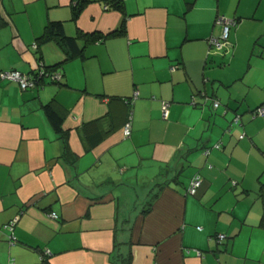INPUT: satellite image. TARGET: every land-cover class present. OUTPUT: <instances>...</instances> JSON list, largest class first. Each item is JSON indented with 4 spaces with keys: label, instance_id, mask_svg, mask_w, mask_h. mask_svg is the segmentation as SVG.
<instances>
[{
    "label": "crops",
    "instance_id": "crops-1",
    "mask_svg": "<svg viewBox=\"0 0 264 264\" xmlns=\"http://www.w3.org/2000/svg\"><path fill=\"white\" fill-rule=\"evenodd\" d=\"M80 1L0 0V71L61 76L0 80V264H264V0ZM48 21L124 33L67 59Z\"/></svg>",
    "mask_w": 264,
    "mask_h": 264
},
{
    "label": "trees",
    "instance_id": "trees-1",
    "mask_svg": "<svg viewBox=\"0 0 264 264\" xmlns=\"http://www.w3.org/2000/svg\"><path fill=\"white\" fill-rule=\"evenodd\" d=\"M88 2V0H81L80 2L73 4L72 10V19L76 20L81 13L84 5ZM106 4L105 9H114L117 11H122L123 0H105ZM124 23V22H123ZM124 33L123 25L121 28L115 29L108 33L102 32H82L80 31L77 36H69L64 32V25L62 21H48L43 34L37 39V42L40 44L46 42H55L59 48L64 52L67 59L74 58L76 56L83 57V47L88 43H95L103 41L104 39ZM40 68H43L44 76L41 78V82L44 80V77H51L53 73L56 71V66L53 67H45L40 65ZM54 71V72H52ZM60 74V73H59ZM51 82L56 84H61V77L58 80H52ZM45 111L47 117L52 122L55 130H61V125L63 118L53 109L50 104L45 106ZM149 210V208L147 209ZM123 264H129L128 260H126Z\"/></svg>",
    "mask_w": 264,
    "mask_h": 264
},
{
    "label": "built area",
    "instance_id": "built-area-1",
    "mask_svg": "<svg viewBox=\"0 0 264 264\" xmlns=\"http://www.w3.org/2000/svg\"><path fill=\"white\" fill-rule=\"evenodd\" d=\"M217 23L221 24L222 30H221V33L218 37H211L209 39V47L210 48L213 47V48L219 50L228 43L229 32H230L231 27L235 24V21H234V19H227L225 17H219V18H217ZM209 52H210V50H209ZM43 76H44L43 68L37 70L31 76L23 74V73L16 71V70L0 71V80H9V81L16 82L19 85V87L23 90L36 87L41 82V78ZM60 77H61L60 74L53 73L50 78H51V80H58V79H60ZM133 97L136 98L137 93H134ZM194 98L195 97H193V102H194ZM205 100L211 101L213 109L218 108L219 102L217 100L212 99L211 97H207V96H205ZM167 106H168V104L165 102L162 104L163 114H165ZM252 116H264V103L262 105H260L259 107H257L252 112ZM232 123L238 124L239 123V117L235 116L232 119ZM130 131H131V123H130V121H128L125 124L124 129H123L124 136H128L130 134ZM208 152H209V150L206 149L204 151V154L207 155ZM201 183H202V180H201L200 176L193 177L189 182L186 193L188 195H195L197 193V190L200 187ZM51 217L55 218L56 214L51 213ZM14 224H15V222L11 221L10 223H8L4 226V228H6L8 230L9 241L13 240V238H14V236H13ZM224 237H225L224 235L219 234L217 236V240L221 241ZM197 254H199V252H197ZM9 264H13V263H9Z\"/></svg>",
    "mask_w": 264,
    "mask_h": 264
}]
</instances>
